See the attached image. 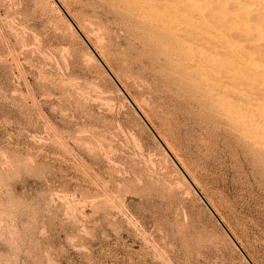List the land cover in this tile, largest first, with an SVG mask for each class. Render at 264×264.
I'll return each mask as SVG.
<instances>
[{
    "label": "rangeland",
    "instance_id": "1",
    "mask_svg": "<svg viewBox=\"0 0 264 264\" xmlns=\"http://www.w3.org/2000/svg\"><path fill=\"white\" fill-rule=\"evenodd\" d=\"M122 1L57 0L264 264V140L240 111L250 105L183 61L154 8ZM0 264H248L53 0H0Z\"/></svg>",
    "mask_w": 264,
    "mask_h": 264
},
{
    "label": "bare ground",
    "instance_id": "2",
    "mask_svg": "<svg viewBox=\"0 0 264 264\" xmlns=\"http://www.w3.org/2000/svg\"><path fill=\"white\" fill-rule=\"evenodd\" d=\"M53 2L55 3L57 2V0H53ZM58 3L59 2H57V4ZM150 8H154L153 26L161 30V32L164 34L165 39L169 43L175 45L176 47L183 45L187 46L186 48H184L185 50L181 47L184 52H182L181 55L179 54V56L183 59V61H188L191 66L196 69L198 76L203 77L207 82L211 83L217 95L220 93L221 95H224L223 98L225 99L228 97L233 102L240 101L243 104L250 105L251 108H248L250 110L245 107H240V111L243 112L244 115L247 114V116L252 117L251 124L254 128H259L261 137H263L264 140V104L262 105V103L264 102V0H142L141 4L137 6V9L139 11ZM133 16L135 17L134 14ZM136 23L138 22H135V24ZM154 35L156 34L154 33ZM151 39L152 38H150V40ZM145 46L147 47L148 45ZM156 46L158 47V45ZM176 80L178 81V79ZM195 81L193 82V85L196 84ZM207 86L209 87V85ZM199 94L201 95V93ZM193 95L195 96L196 94L193 93ZM219 99L220 98H218V100ZM134 103L133 105L135 106ZM217 103L218 102H216V104ZM237 106L235 105V107ZM136 109L138 110V112H141L139 111V108L136 107ZM237 114L235 113V115ZM246 121L248 120L246 119ZM260 123L262 125H259ZM247 130L245 129L244 131L247 132ZM255 130H253L251 133H253ZM167 147L165 145V148L167 149V151H169Z\"/></svg>",
    "mask_w": 264,
    "mask_h": 264
},
{
    "label": "water",
    "instance_id": "3",
    "mask_svg": "<svg viewBox=\"0 0 264 264\" xmlns=\"http://www.w3.org/2000/svg\"><path fill=\"white\" fill-rule=\"evenodd\" d=\"M57 7L59 8V10L61 11V13L64 15V17L66 18L67 22L71 25V27L73 28V30L77 33V35L81 38V40L83 41V43L87 46V48L89 49V51L91 52V54L94 56V58L99 62V64L101 65V67L103 68V70L107 73V75L109 76V78L112 80V82L115 84V86L118 88V90L120 91V93L123 95V97L126 99V101L128 102V104L131 106V108L134 110V112L138 115V117L140 118V120L143 122V124L146 126V128L149 130V132L152 134V136L154 137V139L158 142V144L160 145V147L164 150V152L167 154V156L169 157V159L172 161V163L174 164V166L178 169V171L181 173V175L185 178L186 182L189 184V186L192 188V190L195 192V194L198 196V198L201 200V202L205 205V207L209 210V212L211 213V215L215 218V220L218 222V224L221 226V228L224 230V232L226 233V235L229 237V239L231 240V242L234 244V246L237 248V250L241 253V255L243 256V258L246 260V262L248 264H251V262L249 261V259L245 256V254L242 252V250L240 249V247L237 245V243L235 242V240L231 237V235L228 233V231L225 229V227L222 225V223L219 221V219L217 218V216L213 213V211L210 209V207L207 205L206 201L203 199V197L201 196V194L198 192V190L194 187V185L191 183V181L189 180V178L186 176V174L182 171V169L179 167V165L177 164V162L173 159V157L170 155V153L167 151V149L165 148V146L161 143V141L159 140V138L157 137V135L154 133V131L152 130V128L149 126V124L144 120V118L142 117V115L138 112V110L136 109V107L133 105V103L131 102V100L127 97V95L125 94V92L123 91V89L120 87V85L117 83V81L114 79V77L112 76V74L109 72V70L105 67V65L102 63V61L99 59V57L96 55V53L93 51V49L91 48V46L89 45V43L85 40V38L83 37V35L78 31L77 27L75 26V24L71 21V19L67 16V14L65 13V11L57 4V2H55Z\"/></svg>",
    "mask_w": 264,
    "mask_h": 264
}]
</instances>
